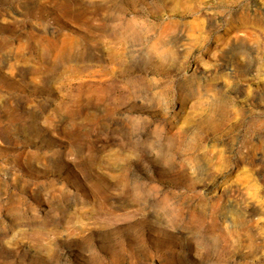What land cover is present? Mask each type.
<instances>
[{
  "label": "rangeland",
  "instance_id": "1",
  "mask_svg": "<svg viewBox=\"0 0 264 264\" xmlns=\"http://www.w3.org/2000/svg\"><path fill=\"white\" fill-rule=\"evenodd\" d=\"M0 264H264V0H0Z\"/></svg>",
  "mask_w": 264,
  "mask_h": 264
},
{
  "label": "bare ground",
  "instance_id": "2",
  "mask_svg": "<svg viewBox=\"0 0 264 264\" xmlns=\"http://www.w3.org/2000/svg\"><path fill=\"white\" fill-rule=\"evenodd\" d=\"M156 42V41H155ZM152 43V42H151ZM157 43V42H156ZM163 46V45H162ZM166 47V46H165ZM168 48V47H167ZM157 49V48H156ZM166 48H162V50H165ZM169 49V48H168ZM151 50V49H150ZM158 50V49H157ZM162 52V51H161ZM166 52V51H165ZM164 54H166V53H164ZM163 55V54H162Z\"/></svg>",
  "mask_w": 264,
  "mask_h": 264
}]
</instances>
